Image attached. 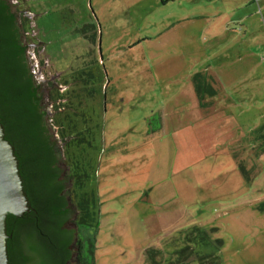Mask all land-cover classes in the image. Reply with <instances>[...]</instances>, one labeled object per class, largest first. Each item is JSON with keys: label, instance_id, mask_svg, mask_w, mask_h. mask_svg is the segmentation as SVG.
Segmentation results:
<instances>
[{"label": "rangeland", "instance_id": "1", "mask_svg": "<svg viewBox=\"0 0 264 264\" xmlns=\"http://www.w3.org/2000/svg\"><path fill=\"white\" fill-rule=\"evenodd\" d=\"M10 1L28 18L29 63L50 116L52 84L71 88V71L61 73L82 56L100 61V95L75 98L102 124L100 147L70 148L78 165L90 153L96 164L87 190L97 189L100 226L94 255L82 257L145 264L148 247L172 251L175 235L199 225L223 239L218 263L264 264V0ZM88 24L96 43L82 33ZM202 70L219 90L209 107L192 83Z\"/></svg>", "mask_w": 264, "mask_h": 264}, {"label": "trees", "instance_id": "2", "mask_svg": "<svg viewBox=\"0 0 264 264\" xmlns=\"http://www.w3.org/2000/svg\"><path fill=\"white\" fill-rule=\"evenodd\" d=\"M15 6L10 0H0V117L6 138L16 147L32 209L22 217L8 215L10 264H69L72 244L80 249V264H92L82 257V252L89 250L90 256L94 255L100 226L97 189L87 190L96 164L90 153L91 159L78 165L70 148L88 146L94 153L100 147L96 142L101 136L102 124L97 121L91 124L86 111L78 108L75 101L77 97L100 95L104 77L101 68L94 66L100 61L82 56L77 69L68 68V73H61L60 79L63 75L70 77L71 71V88L61 91L52 84L48 96L56 107L53 118L29 63L25 37L29 31L28 18ZM81 30L92 43L97 42L98 29L94 24L85 25ZM192 83L199 105H213L219 93L215 78L207 70L197 71ZM70 92H76L73 99ZM62 101L65 105L61 107ZM55 123L59 128L58 139H54L52 132ZM63 162L68 164L69 171L62 167ZM72 163L74 166H70ZM243 174L249 178L245 169ZM90 227L94 233L89 234ZM175 241L178 244L173 245L172 251L164 246L148 247L145 264H195L194 256L199 259L196 264H220L216 261L217 249L223 239H214L205 228L194 225L175 235L171 242Z\"/></svg>", "mask_w": 264, "mask_h": 264}, {"label": "water", "instance_id": "3", "mask_svg": "<svg viewBox=\"0 0 264 264\" xmlns=\"http://www.w3.org/2000/svg\"><path fill=\"white\" fill-rule=\"evenodd\" d=\"M32 209L15 145L6 138L0 117V264H10L7 227L9 214L22 217ZM78 260L73 254L71 264Z\"/></svg>", "mask_w": 264, "mask_h": 264}, {"label": "flooded vegetation", "instance_id": "4", "mask_svg": "<svg viewBox=\"0 0 264 264\" xmlns=\"http://www.w3.org/2000/svg\"><path fill=\"white\" fill-rule=\"evenodd\" d=\"M33 44H39V43H33ZM73 245H74V244H72V246H71V258H70V262H69V264H71V262H72V256H73V253H74V246H73ZM77 252H78V256H79V254H80V249H79V247L77 248ZM77 263L80 264L79 260H78Z\"/></svg>", "mask_w": 264, "mask_h": 264}]
</instances>
